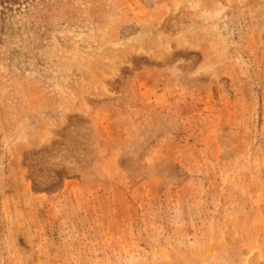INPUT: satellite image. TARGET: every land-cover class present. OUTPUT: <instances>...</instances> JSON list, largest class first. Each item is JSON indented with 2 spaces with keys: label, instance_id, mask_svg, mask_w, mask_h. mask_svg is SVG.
Listing matches in <instances>:
<instances>
[{
  "label": "rangeland",
  "instance_id": "rangeland-1",
  "mask_svg": "<svg viewBox=\"0 0 264 264\" xmlns=\"http://www.w3.org/2000/svg\"><path fill=\"white\" fill-rule=\"evenodd\" d=\"M0 264H264V0H0Z\"/></svg>",
  "mask_w": 264,
  "mask_h": 264
}]
</instances>
